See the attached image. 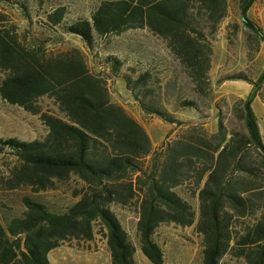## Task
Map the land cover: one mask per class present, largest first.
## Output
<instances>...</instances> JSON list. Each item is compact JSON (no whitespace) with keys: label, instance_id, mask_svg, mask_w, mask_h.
<instances>
[{"label":"trees","instance_id":"obj_1","mask_svg":"<svg viewBox=\"0 0 264 264\" xmlns=\"http://www.w3.org/2000/svg\"><path fill=\"white\" fill-rule=\"evenodd\" d=\"M235 1L244 26L264 41V30L248 17L257 0ZM228 11L229 0H100L90 20L72 22L65 32L91 45L96 38L147 29L165 40L201 88L210 68V38ZM64 17L65 8L59 7L46 19L53 28ZM5 18L0 13L1 98L38 114L37 101L49 96L64 117L41 114L48 127L42 140H0L17 159L5 176L0 174V185L8 190L27 186L38 193L74 175L84 186L62 210L26 196L21 216L5 224L0 219V264H51V249L71 239H93L96 221L105 232L111 264H136V248L109 207L133 200L141 252L152 264H164L155 230L163 223L190 226L195 221L191 204L175 191L181 185L198 192L202 264H219L225 255L264 264V141L251 98L242 129L228 132L220 120L217 131L209 133L202 124L183 122L139 100L134 90L147 74L134 85L124 76L147 114L183 127L154 149L144 127L112 101L107 78L89 69L81 50L49 53L31 47ZM113 60L117 75L120 62ZM263 79L264 73L259 82Z\"/></svg>","mask_w":264,"mask_h":264},{"label":"rangeland","instance_id":"obj_2","mask_svg":"<svg viewBox=\"0 0 264 264\" xmlns=\"http://www.w3.org/2000/svg\"><path fill=\"white\" fill-rule=\"evenodd\" d=\"M99 3L100 0H0V13L6 16L8 25L25 36V42L31 47L35 45L49 53L72 48L81 50L89 69L107 78L112 101L123 106L144 127L154 149L160 148L169 135L173 139L183 127L167 123L158 115L147 114L127 88L124 76H128L134 85L140 74H147L146 82L134 90L139 100L183 122L202 124L209 133L217 131L220 120H223L228 132L242 129L244 104L251 98L250 107L264 141V79L259 82L264 73V41L244 26L237 1L229 0L228 14L210 38V68L207 81L201 88L173 55L165 40L147 29H129L118 35L96 38L91 45L81 37L65 32L66 26L72 22L90 20ZM59 7L65 8V17L59 26L52 28L46 17ZM248 17L258 29L264 30V0L253 4ZM109 58L120 62L117 75ZM185 102L191 106L181 107ZM37 106L40 113L33 114L0 96V140H42L48 134V127L41 114L64 117L49 96L40 98ZM16 162L12 151L8 147L3 148L0 143V174L5 176ZM83 186V182L74 175L67 181H56L53 187L38 193L27 186L8 190L0 185V219L5 224L11 218L21 216L25 211L23 199L26 196L51 209L62 210L77 200L75 192ZM175 191L191 204L195 221L190 226L163 223L155 230L153 239L162 249L164 264H202L203 238L196 231L198 192L194 193L188 185L178 186ZM109 207L136 248V264H152L140 249L136 229L137 200L125 205L113 202ZM93 231L94 244L98 245L106 238L98 221L94 222ZM86 241L71 239L67 242L86 246ZM219 264L246 262L242 258L225 255Z\"/></svg>","mask_w":264,"mask_h":264},{"label":"crops","instance_id":"obj_3","mask_svg":"<svg viewBox=\"0 0 264 264\" xmlns=\"http://www.w3.org/2000/svg\"><path fill=\"white\" fill-rule=\"evenodd\" d=\"M94 241L96 240L86 241V246L62 243L48 252V260L51 264H111L106 238L98 245Z\"/></svg>","mask_w":264,"mask_h":264},{"label":"water","instance_id":"obj_4","mask_svg":"<svg viewBox=\"0 0 264 264\" xmlns=\"http://www.w3.org/2000/svg\"><path fill=\"white\" fill-rule=\"evenodd\" d=\"M248 106H249V102H246L244 108H245V110H246L247 112H249V108H248Z\"/></svg>","mask_w":264,"mask_h":264}]
</instances>
